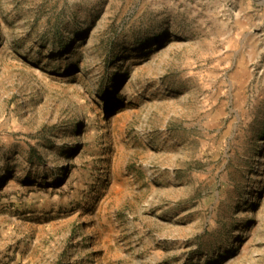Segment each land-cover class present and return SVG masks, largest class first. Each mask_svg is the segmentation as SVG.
<instances>
[{
	"label": "rangeland",
	"instance_id": "1",
	"mask_svg": "<svg viewBox=\"0 0 264 264\" xmlns=\"http://www.w3.org/2000/svg\"><path fill=\"white\" fill-rule=\"evenodd\" d=\"M0 264H264V0H0Z\"/></svg>",
	"mask_w": 264,
	"mask_h": 264
}]
</instances>
